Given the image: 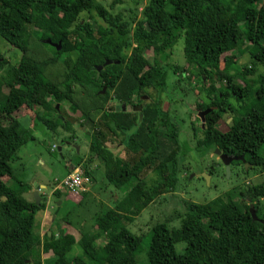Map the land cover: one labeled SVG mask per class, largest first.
Segmentation results:
<instances>
[{"label": "trees", "instance_id": "1", "mask_svg": "<svg viewBox=\"0 0 264 264\" xmlns=\"http://www.w3.org/2000/svg\"><path fill=\"white\" fill-rule=\"evenodd\" d=\"M96 1L0 0V38L21 54L11 64L0 53V264H138L141 239L126 225L154 201L159 184L174 188L185 157L178 125L159 99L169 68L174 75L185 76L168 65L180 38L185 63L195 69L199 93L208 96L207 102L203 98L196 103L197 109L216 107L210 112L214 118L227 113L231 118L226 132L207 125L194 128V151L204 155L219 150L243 157L245 163L233 161L230 169L239 168L244 176L257 169L264 172V74L250 78L257 68L264 69V0H146L139 17L140 4L135 2L131 20L121 13L112 15ZM93 10L104 23L96 32L87 21H78L80 14ZM47 40L60 43V50ZM242 48H247L250 63L235 73L247 93L235 95L236 77L223 73L220 63L227 71L233 69V53ZM98 67L102 69L97 76ZM212 78L207 88L206 81ZM103 87L106 91L101 95ZM152 91L157 92L155 98ZM219 94L230 99L229 108L220 106ZM140 95H149L150 102H142ZM49 102L67 104L71 113H80L81 126H88V154L65 166L66 173L80 168L93 184L94 168L102 170L107 184L124 196L111 200L110 206L97 203L89 229L84 221L71 218L78 209L89 213L88 192L53 190L57 201L62 196L65 203L69 198L79 201L39 238L34 234L35 220L46 209V199L39 196V205L25 200L21 193L30 186L15 181L11 167L17 152L34 141L33 127L25 128L12 115L25 107L34 113L33 122H44L52 130L65 128L62 118L46 120L39 111ZM122 106H140L141 111H122ZM114 138H120L128 161L109 148ZM246 163L252 165L247 172ZM146 170L156 177L151 188L141 177ZM216 170L212 164L208 173L214 175ZM238 197L249 199L251 205L242 206ZM183 204L181 214L152 227L145 253L148 264H264V182L206 204ZM173 218L180 220L178 228L168 227ZM61 224L76 228L79 240L63 230L54 233ZM99 240L102 243L96 244ZM178 244L184 245L181 253ZM75 245L80 255L69 259ZM50 252L51 259L42 260V254Z\"/></svg>", "mask_w": 264, "mask_h": 264}, {"label": "rangeland", "instance_id": "2", "mask_svg": "<svg viewBox=\"0 0 264 264\" xmlns=\"http://www.w3.org/2000/svg\"><path fill=\"white\" fill-rule=\"evenodd\" d=\"M145 1L146 0H118V2H114V0H97L96 3L101 4L114 16L121 13L125 20H131L134 17L135 2L140 4L136 12L137 17H139L138 15L140 14ZM112 3H115L113 7H111ZM222 19L224 20L225 17ZM82 20L90 23L95 32L99 26L104 25L103 21L97 16L94 10L90 13L80 14L78 21ZM183 48L184 41L183 38H180L172 49V55L168 59V65L170 67H178L179 73L184 71L183 73L185 76L192 79L190 80L193 87L187 86L188 80L180 83V86H187L188 88L183 87L180 89L179 86H176L174 82L175 75L171 70L172 68H169L167 85L165 91L160 96V101L162 109L168 112L169 116L174 122L176 121L178 125L179 145L182 153H185V157L180 161L178 182L174 188L171 189L169 185L164 183L159 184L158 194L154 201L142 210L140 215L136 217L133 222L127 223L126 225V228L133 235L138 236L141 239L140 251L136 255L138 264H148L145 253L148 248L149 233L151 232L152 227L156 224L165 223L168 217L181 214L184 211V201L196 204H206L218 197H224L227 193L233 191H236L237 193L243 192L247 186L264 182V172H260L258 169L251 171L248 176H244L241 174L239 168L235 167L232 170L230 169L229 175H226L225 167L212 151H209L204 155H200L194 151V143L192 141L195 138V133L193 130L195 128V130L198 131L199 127V120H197V113L199 110L196 107V103H201L203 98H205L204 102H207L208 96L207 92H203L204 94L199 93L200 86L196 78L197 75L195 69L186 65L183 57ZM0 53L11 64H16L21 58L20 52L11 47L1 38ZM233 54V61H236V64L232 66L233 69H229L228 71L224 69L223 62L220 63V69L223 73L231 74L236 77L233 82L235 95L236 93L246 95L247 89L235 72L240 70L244 65L250 63L247 48H242L239 52H234ZM145 57L151 61L152 55L150 52H147ZM258 74H264V69L257 68L256 74L250 78L254 79ZM176 76H178V74ZM212 81L213 78L206 81L207 88ZM214 83L218 89L219 83ZM222 89L224 88L222 87ZM3 92L1 95L4 94ZM49 103L50 104H47V106H51L54 108L53 110L51 109L47 111L46 109H48V107H44L43 110L41 108L39 111L46 120L62 118V122L66 123L64 124L65 128L59 126L56 130H52L50 125L44 122H33L34 113L32 110L25 107L21 108L18 113L15 112L12 115V117L16 118L25 128L33 127L32 132L34 136V141L23 146L17 152V160L11 164L13 176L16 178L15 181L33 184V179H36L38 181L41 180L46 184V187L40 191L42 195L44 194L46 199V209L43 211H46V213H37L35 220L36 225L34 227V234L39 238H42L44 235L47 224L50 225L55 218H61L66 213L70 212L73 205L79 201L74 198H69L66 203L62 201L58 212L55 214L58 201L55 200L51 191H53L56 182L61 181L62 178L65 177V166L73 163V161L70 160L75 161L77 158H83L85 155L87 156V144H89V136L86 134L88 126H81L82 119L80 113H71L68 105L65 103H62L60 106H54L53 102ZM205 120V125H207L209 129H219L222 132H226L228 129L229 120H227V117L218 120L216 117L214 118L213 113H209ZM225 121H227V124H225ZM111 140L112 141L108 143V146L112 152L122 161H128L127 156L124 154L123 147L120 144V138H114ZM53 146L56 147L55 150H52ZM59 148L61 149L60 151L58 150ZM212 164L216 166L217 170L214 175L210 176L208 172L211 169ZM249 169L250 167H248V170ZM95 171L96 181L94 185L91 184L85 191L88 192L89 195L86 199V207L87 209H90L89 213L87 214L88 211L78 209L76 211L77 214L73 215L72 213L71 215V218L77 220V222L80 220L84 221L89 229L92 223L90 222L89 217L92 216V212L95 213L94 207L97 203H105L108 205L111 200L115 201L116 199L117 201L124 196L122 192L114 191V188L107 184L102 170ZM205 175H207L208 178L205 177ZM141 177L147 182V188H151L153 180L156 179L152 170H146ZM8 185L13 186V182H10ZM26 196L29 197L30 202L35 201V198H32L31 194L22 195V197L27 200ZM237 200L242 206L251 205V202H249V199L247 198L238 197ZM42 219L44 222V228L41 230L40 221H42ZM254 222L258 223L259 221L254 220ZM167 225L169 228H178L180 226V220L173 218ZM59 227L61 228H55L54 233L63 230L64 233L71 234L76 240H79L80 233L76 228L62 224L59 225ZM101 243V240L96 242V244ZM183 246V244L176 245L177 252L181 253ZM79 255L80 250L78 246L75 245L72 252L68 255V258L71 259L72 257ZM43 256L46 258L48 257L47 255L42 254L41 258H43ZM44 261L48 262L49 260L45 259Z\"/></svg>", "mask_w": 264, "mask_h": 264}, {"label": "water", "instance_id": "3", "mask_svg": "<svg viewBox=\"0 0 264 264\" xmlns=\"http://www.w3.org/2000/svg\"><path fill=\"white\" fill-rule=\"evenodd\" d=\"M45 43L46 44H51L54 47L56 46V48H57L58 51L61 48V44L60 43L52 44L49 40L45 41ZM101 69H102V67H98L97 68V76H98V73L101 71ZM105 91H106V87H103L102 90H101V92H100V94L101 95H104ZM113 110H114V107L110 109V111H113ZM125 110H128L129 111L130 108H126L125 106H122V111H125ZM140 110H141V108L140 109H136V108L133 109L134 112L135 111H140ZM212 111H213V109H207V110H205L203 112L198 113V117L201 119L202 124L204 123L203 122L204 121V117L207 114H209L210 112H212ZM139 120H141V117H139ZM58 150L60 151V148ZM214 154L217 155V156H219V159H220L222 165L225 167V174L226 175H229L230 174V164L233 161H240L242 163H245L243 157L234 158V157H231V156H227V155L221 154V152L219 150H215L214 151ZM244 165H245L244 168H245V171L246 172L248 170V167H251L252 166L251 164H248V163H246ZM205 177L208 178L207 175H205ZM34 198H35L36 204L39 205V201H40V198H39V189H36L35 190ZM64 199H65V197L62 196L60 198V200L57 202V210H56L55 214L58 212L59 206L62 203V201H64ZM250 214L252 215L253 220H257V218L255 217V213H254V210H253V206H250ZM53 219H54V217H53ZM48 235H50V233H48Z\"/></svg>", "mask_w": 264, "mask_h": 264}, {"label": "built area", "instance_id": "4", "mask_svg": "<svg viewBox=\"0 0 264 264\" xmlns=\"http://www.w3.org/2000/svg\"><path fill=\"white\" fill-rule=\"evenodd\" d=\"M55 148L56 147L53 146L52 150H55ZM90 185V178L83 173L82 169L76 168L61 181H57L53 190L59 189L78 195L79 193L85 192Z\"/></svg>", "mask_w": 264, "mask_h": 264}, {"label": "flooded vegetation", "instance_id": "5", "mask_svg": "<svg viewBox=\"0 0 264 264\" xmlns=\"http://www.w3.org/2000/svg\"><path fill=\"white\" fill-rule=\"evenodd\" d=\"M175 77V85L176 86H178L177 84H179V83H183L184 81H186V80H188V77H186V76H182V77H179V75L178 76H174ZM177 77V78H176ZM180 87V86H179ZM171 89H172V87H171ZM173 89H174V86H173ZM181 89V88H180ZM161 94H163V93H161ZM161 94L159 95V99H160V96H161ZM153 98H155L156 96H157V92H154V91H152V95H151ZM219 97H221L222 98V101L220 102V106H226L227 108H229L228 107V105H227V103H229V101H230V99H228L227 97H222V94H219ZM150 96L149 95H140L139 96V99L142 101V102H150ZM229 106H230V104H229ZM134 108H136V109H140L141 107L140 106H132V107H130V110H132L133 111V109ZM207 109H213L214 111H215V109H216V107H208V108H205V109H203L202 111H199L198 113H200V112H203V111H205V110H207ZM129 110V111H130ZM141 111V110H140ZM140 111H135V112H140ZM134 112V111H133ZM198 113H197V118L199 119V125H200V127H201V129H205V118H206V116L204 117V123L202 124V121H201V119L198 117ZM224 117H227V120H229V123H228V125L230 124V117H229V114L227 113V114H225L224 115ZM225 124H227V121H225ZM222 154V153H221ZM217 156V155H216ZM218 158H219V156H217ZM220 160V159H219ZM221 162V161H220Z\"/></svg>", "mask_w": 264, "mask_h": 264}, {"label": "crops", "instance_id": "6", "mask_svg": "<svg viewBox=\"0 0 264 264\" xmlns=\"http://www.w3.org/2000/svg\"><path fill=\"white\" fill-rule=\"evenodd\" d=\"M61 150V149H60ZM87 150H88V144H87ZM84 159L86 158V155L83 157ZM70 161H72V160H70ZM95 170H97L96 168H94ZM93 169V170H94ZM94 170V175H95V177H96V171ZM98 172V171H97ZM68 175V173H66V175H65V177ZM63 179V178H62ZM26 183V182H25ZM29 186H30V188L27 190H24L22 193H21V196L23 195V194H31L32 195V198H34V193H35V190L36 189H39V196H43L44 198H45V196H44V194L42 195L41 193H40V191L41 190H43L45 187H46V184L44 183V182H42L41 180H36V179H33V184H29V183H27ZM92 185H94V183L92 184ZM52 192V191H51ZM26 198H27V201H29V197L28 196H26ZM25 199V198H24ZM26 200V199H25ZM30 202V201H29ZM108 206H110L109 204H108ZM44 214L46 213V211L45 212H43ZM43 219H42V221H40V225H41V230L44 228V225H43ZM51 225H49V224H47L46 225V227L45 228H49ZM40 227V226H39ZM45 231H46V229H45ZM44 255H47L48 257L46 258V257H44L43 256V258H42V260H45V259H47V260H49V259H51V252L50 253H47V254H44Z\"/></svg>", "mask_w": 264, "mask_h": 264}]
</instances>
